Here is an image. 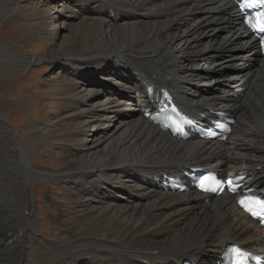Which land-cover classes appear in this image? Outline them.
I'll use <instances>...</instances> for the list:
<instances>
[{
  "label": "bare ground",
  "instance_id": "bare-ground-1",
  "mask_svg": "<svg viewBox=\"0 0 264 264\" xmlns=\"http://www.w3.org/2000/svg\"><path fill=\"white\" fill-rule=\"evenodd\" d=\"M23 1L4 0L0 9L8 15ZM44 2L50 15L35 24L49 44L45 59L55 70L49 79L59 85L58 110L50 125L27 124L24 148L0 113V264H180L185 258L212 264L229 242L262 244L264 231L232 196L206 202L194 190L159 191L148 179L200 164L248 169L264 187V60L230 16L232 2ZM112 10L120 18L110 17ZM32 58L0 45V60L10 65ZM154 80L170 86L187 111L235 112L228 139L179 140L143 119L133 111L135 94ZM50 145L55 165L28 157L27 148ZM46 177L68 194L52 220L67 239L40 238L34 184Z\"/></svg>",
  "mask_w": 264,
  "mask_h": 264
},
{
  "label": "rangeland",
  "instance_id": "rangeland-1",
  "mask_svg": "<svg viewBox=\"0 0 264 264\" xmlns=\"http://www.w3.org/2000/svg\"><path fill=\"white\" fill-rule=\"evenodd\" d=\"M3 2L4 0H0V4ZM49 11V6L45 5L44 0H24L8 15L0 9V45H6L24 60L28 56L35 59V62L30 64L22 61L19 66L0 60V113L11 119L16 133L23 142L21 148L25 147L27 124L37 120L48 122L50 125L49 120L58 110V94L55 93L59 85L49 79L55 70L54 66L45 59L49 44L35 24L39 15L49 17ZM49 125L43 127L48 134L51 132ZM50 148L52 145L32 146L27 148L26 152L33 162L45 167L55 165ZM6 179L5 177L4 183ZM4 183L2 185L7 186V183ZM34 191L42 217L39 226L40 238L67 239L68 233H64L52 224L53 217L61 212V205L69 201L62 183L53 177H46L35 182ZM30 244L33 250L36 249L35 240H30Z\"/></svg>",
  "mask_w": 264,
  "mask_h": 264
},
{
  "label": "snow or ice",
  "instance_id": "snow-or-ice-1",
  "mask_svg": "<svg viewBox=\"0 0 264 264\" xmlns=\"http://www.w3.org/2000/svg\"><path fill=\"white\" fill-rule=\"evenodd\" d=\"M261 7H264V0H245V2H242L240 4L241 9ZM245 22L249 25V27L253 30L254 33L259 32L264 34V11L257 13L255 22L253 21L251 16H249ZM260 43L261 45H264V36H261ZM228 184L230 186V190L236 192V186L233 185V182L228 181ZM200 186L202 189L207 190L206 188H204L203 181H201ZM238 202L241 207L248 211L252 216L264 220V201L252 197L242 198ZM246 257L247 254L244 253L242 250L234 249L232 264H247Z\"/></svg>",
  "mask_w": 264,
  "mask_h": 264
}]
</instances>
